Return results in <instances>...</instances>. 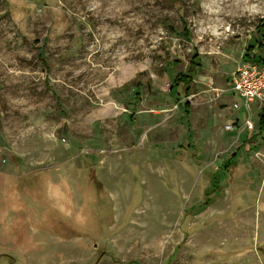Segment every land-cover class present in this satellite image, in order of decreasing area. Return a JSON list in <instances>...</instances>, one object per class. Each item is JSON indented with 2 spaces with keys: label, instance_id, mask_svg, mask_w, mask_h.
Listing matches in <instances>:
<instances>
[{
  "label": "rangeland",
  "instance_id": "rangeland-1",
  "mask_svg": "<svg viewBox=\"0 0 264 264\" xmlns=\"http://www.w3.org/2000/svg\"><path fill=\"white\" fill-rule=\"evenodd\" d=\"M263 24L264 0H0V264H264V102L231 95Z\"/></svg>",
  "mask_w": 264,
  "mask_h": 264
},
{
  "label": "built area",
  "instance_id": "built-area-1",
  "mask_svg": "<svg viewBox=\"0 0 264 264\" xmlns=\"http://www.w3.org/2000/svg\"><path fill=\"white\" fill-rule=\"evenodd\" d=\"M232 89L235 90L245 102H264V65L249 64L237 68L231 78ZM228 130H235V125H227ZM244 127L253 129L254 124L250 117L244 122Z\"/></svg>",
  "mask_w": 264,
  "mask_h": 264
},
{
  "label": "trees",
  "instance_id": "trees-1",
  "mask_svg": "<svg viewBox=\"0 0 264 264\" xmlns=\"http://www.w3.org/2000/svg\"><path fill=\"white\" fill-rule=\"evenodd\" d=\"M264 25V24H263ZM259 32L262 33V35H264V26H261V28L259 29ZM256 62H258V64L260 65H264V56H259L256 59ZM195 64H199V62L197 61H193V63L190 64V68H189V72H185V73H177L176 75H174L173 80L176 82L175 85H179L181 86V91L180 93L188 96L190 94L191 91V83L193 80V71H194V66ZM193 72V73H192ZM185 112L188 113L189 111V107L190 104L189 102L186 100L185 102ZM259 125H260V133L262 131H264V107L262 108L260 114H259ZM235 155H237L236 153L232 154L231 157L223 164L222 168L226 169L227 171H230L233 167L236 166L237 161H236V157H234ZM222 169V170H224ZM216 174V173H215ZM220 181L221 178L216 174L213 176L212 181L210 186L208 187V194H211L213 192H216L220 189Z\"/></svg>",
  "mask_w": 264,
  "mask_h": 264
},
{
  "label": "crops",
  "instance_id": "crops-1",
  "mask_svg": "<svg viewBox=\"0 0 264 264\" xmlns=\"http://www.w3.org/2000/svg\"><path fill=\"white\" fill-rule=\"evenodd\" d=\"M231 93H232V94H231L232 96H233V95H239V94H238L235 90H233V89H232V92H231ZM243 99H244V98H243ZM250 102H252V101H250ZM250 102L247 103V107L245 108L246 110H247V109L249 110V103H250ZM255 102H256V101H255ZM256 103H257V102H256ZM261 105H262V104H261ZM261 105H260V107H261ZM239 111H240V110H239ZM249 117H250V116H248L247 118H249ZM247 118H246V119H247ZM236 119H237V118H236ZM246 119H245V121H246ZM250 119H251V117H250ZM245 121H244V122H245ZM233 124L236 126V128H235L236 131L238 130L239 127H241V125H244V123H240V120H239V122H238L237 120H234ZM255 127H256V126L254 125V128H253V129H249V128H245V127H244V128L246 129L247 132H251V131H254V130H255ZM242 128H243V127H242ZM259 128H260V125H259ZM258 133H260V131H258ZM261 133H262V132H261ZM261 133H260V134H261Z\"/></svg>",
  "mask_w": 264,
  "mask_h": 264
}]
</instances>
